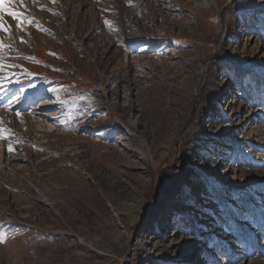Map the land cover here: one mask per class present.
I'll list each match as a JSON object with an SVG mask.
<instances>
[{
  "label": "rangeland",
  "instance_id": "rangeland-1",
  "mask_svg": "<svg viewBox=\"0 0 264 264\" xmlns=\"http://www.w3.org/2000/svg\"><path fill=\"white\" fill-rule=\"evenodd\" d=\"M0 17V264H264V0Z\"/></svg>",
  "mask_w": 264,
  "mask_h": 264
},
{
  "label": "snow or ice",
  "instance_id": "snow-or-ice-1",
  "mask_svg": "<svg viewBox=\"0 0 264 264\" xmlns=\"http://www.w3.org/2000/svg\"><path fill=\"white\" fill-rule=\"evenodd\" d=\"M22 3V0H21ZM4 11L7 13L8 16H11L14 20L17 21V25L16 27L18 29H22L23 25H24V15L20 12H16V11H8L7 9H4ZM29 24L32 23L31 20L28 21ZM0 31H4L7 32L8 28L3 24L2 22V17H0ZM23 42V41H22ZM0 47H3L2 42H0ZM3 66H0V84H3L5 80L10 79V77L7 75V73L2 71ZM55 91V89L53 90ZM9 105H5V107H9ZM20 114L17 113V116H19ZM8 151L11 152L13 151V146L11 144L8 145ZM0 242H3L2 240H0Z\"/></svg>",
  "mask_w": 264,
  "mask_h": 264
},
{
  "label": "bare ground",
  "instance_id": "bare-ground-1",
  "mask_svg": "<svg viewBox=\"0 0 264 264\" xmlns=\"http://www.w3.org/2000/svg\"><path fill=\"white\" fill-rule=\"evenodd\" d=\"M191 188H193V187H191ZM196 188H198V185H197V183H196V185L194 186V189H196Z\"/></svg>",
  "mask_w": 264,
  "mask_h": 264
}]
</instances>
